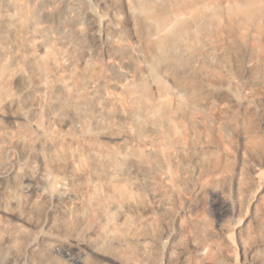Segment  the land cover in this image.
<instances>
[{"label":"bare ground","instance_id":"obj_1","mask_svg":"<svg viewBox=\"0 0 264 264\" xmlns=\"http://www.w3.org/2000/svg\"><path fill=\"white\" fill-rule=\"evenodd\" d=\"M124 28L144 48L126 45ZM261 36L264 0H0V264H153L154 210L141 214L135 188L167 213L176 186L188 185L198 210L208 185L222 183L216 148L231 131L264 158ZM154 89L173 97L174 113L152 100ZM172 117L179 128H205L209 141L180 152L166 138L150 144ZM120 122L137 138L107 152L100 138ZM34 159L39 170L25 178ZM205 226L198 213L180 225L199 253L215 247ZM263 226L259 204L239 219L249 264L252 231ZM169 238L161 264H176L179 236Z\"/></svg>","mask_w":264,"mask_h":264},{"label":"rangeland","instance_id":"obj_2","mask_svg":"<svg viewBox=\"0 0 264 264\" xmlns=\"http://www.w3.org/2000/svg\"><path fill=\"white\" fill-rule=\"evenodd\" d=\"M117 1L120 4L122 3V0ZM122 35L126 45L130 46L134 43L138 45L137 47L144 48L145 40L143 38H133L127 28H124ZM253 43L261 44L264 47V36L259 37ZM137 64L139 66L141 62H137ZM215 69L218 71L219 67ZM245 93L248 95L249 91L247 90ZM151 98L153 101L165 103L174 113L175 102L171 95L160 93L154 89L151 91ZM258 101L260 107H263L264 103L262 101L264 100ZM225 103L226 101L222 104ZM256 123L259 127L257 128L256 138L259 143L264 144V125L258 120H256ZM170 125L171 129L169 130L163 129L159 132H152L148 136V140L151 141L150 144L166 138L169 142L168 146L180 152L183 149L197 148L199 143L209 141L205 128H198L197 131H192L188 126L179 128L174 117H172ZM33 127L35 130L38 129L35 125ZM53 131L61 134L70 133L66 127L61 125H55ZM72 135L75 138L81 137L79 133ZM136 138V133L130 132V124L120 122L117 130L109 131L100 138V144L107 152L123 153V145ZM76 145L78 146V144ZM148 147L149 145H143L140 148V153L145 155ZM216 151L221 155L222 169L219 174L223 180L219 185H208L204 205L198 210L189 206V201L195 196L190 195V186L185 184L176 186L173 192L171 209L167 213L158 209L155 197L149 190L141 189L138 191L137 188L134 189L135 198L144 201L145 206L141 209V214L144 216L149 214V211L145 208L154 210L153 215L157 223V229L152 237L155 255L153 264H161L166 261V252L171 247L170 232H175L179 236V240L174 245L173 253L176 264H249L247 259L244 260V248L241 245L236 228L239 219L249 212L253 204H259L260 208H264V158L250 155L242 139L233 131H231L228 140L220 148H216ZM39 167V161L32 160L24 170L25 178L34 171H38ZM259 171H262V176L261 173H259V176L256 175ZM197 176L198 174H196L194 181H196ZM238 183H241L240 196L237 193ZM25 188L21 190V193L27 197L30 193H27V188ZM238 204H241L243 208L242 211L236 212L235 206ZM197 213L206 220L203 235L209 239L210 243L215 245V247L207 248L202 253L198 252V243L191 238V229L180 230V225L187 224ZM227 236H229V241ZM248 245L249 256L254 257L255 264H264V226L261 230L255 228L252 231L251 241ZM120 251L125 255L129 254L128 246L121 248ZM76 263L79 262L76 261ZM98 264L115 263L99 260Z\"/></svg>","mask_w":264,"mask_h":264}]
</instances>
